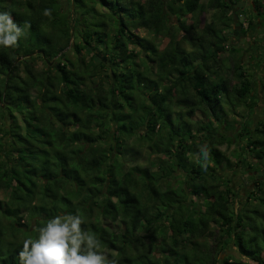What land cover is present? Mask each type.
<instances>
[{"label": "trees", "instance_id": "1", "mask_svg": "<svg viewBox=\"0 0 264 264\" xmlns=\"http://www.w3.org/2000/svg\"><path fill=\"white\" fill-rule=\"evenodd\" d=\"M72 3L0 0L25 33L0 46V264H20L23 241L64 214L84 217L117 264H246L225 254L230 243L264 264V111L257 123L255 105L242 115L235 161L218 148L236 139L225 107L248 106L253 92L241 64L223 59L238 50L232 23L246 33L237 0ZM254 7L257 31L263 0ZM35 54L60 59L37 70ZM231 169L251 181L245 200Z\"/></svg>", "mask_w": 264, "mask_h": 264}, {"label": "rangeland", "instance_id": "2", "mask_svg": "<svg viewBox=\"0 0 264 264\" xmlns=\"http://www.w3.org/2000/svg\"><path fill=\"white\" fill-rule=\"evenodd\" d=\"M60 3H62V5L64 6L65 9H67L68 11H70V8L72 7V2L73 0H59ZM84 1H88V0H84ZM173 0H168V2H172ZM205 5L207 3L208 0H201ZM253 0H237V4L234 7V11H242V15L240 16V21L243 22V28L245 29L246 33H242V26L239 25V21H235L232 23V27L234 28V31L227 33L230 36V43L233 47L237 48V52L236 53H230L229 51H227L225 54H223V59L227 61L228 65H232L233 63H240L241 66L243 67V69L246 71L247 74H249L251 77V79H253V89H252V94H251V99L249 100L250 102L245 106V104L243 105L244 107H240L237 110L235 109H231L229 108V106L225 107V110H227V119L231 122H233L234 126L237 127V129H235V132H231L230 135H233V138H236L237 135V130H240L241 128V122L244 120V118L242 117V115H246V113H248V107L250 108L252 105H255L254 109H255V114H254V118L255 121L257 123L258 120L262 119V111H264V87L262 88L261 86V79L264 80V22H263V27L261 26V24H258L257 27V31H255L256 28V24L252 25L251 28L248 27V17L251 15V11L252 9H255L254 7V3H252ZM264 2V0H263ZM251 3V4H250ZM75 4V3H74ZM256 4L260 5V0H256ZM215 10H207L206 12H204L201 15V20L202 23H204L205 21H207V23L212 22L213 20V13ZM200 15V14H196L195 18ZM74 16V15H73ZM172 21L176 22V18L172 15L171 16ZM247 18V19H246ZM186 20L188 19L187 23L191 24L193 22V17H191V15H188L186 18ZM262 20L264 21L263 17ZM259 23V22H258ZM204 25H201V28ZM135 32L142 36L145 37L147 35V31L144 29H137L135 30ZM167 42V39H165L162 43V46L165 45V43ZM157 44H160V40L156 41ZM71 44H74L73 38L71 39ZM132 46V45H131ZM60 54L55 56L52 55L51 58L49 59V64H47V60L44 59L42 56H39L37 54H35L34 59L32 60V62L34 63L33 65L36 67L37 70H45L47 69L49 66L52 65H57V62L60 59ZM68 60H73L76 61L77 56L70 53L67 57ZM88 58V56H87ZM23 59L22 57L20 58V60ZM139 60V58H138ZM86 73L95 75L96 74V70L92 67H89L88 70H86ZM96 77L93 78L94 80H97L98 76H93ZM236 78H233L232 83H234V80ZM231 83V84H232ZM88 84H91V82H88ZM95 84V83H92ZM105 90L108 89V85H105L104 87ZM202 118L200 114H196L195 119H200ZM205 121V120H204ZM8 122V126H9ZM236 139H234V142L228 146V143H223L220 144L218 146L219 149L221 150H225L226 151V155L231 156V160L235 161V156L233 155V150H235L236 148ZM107 144V143H106ZM144 152H147L145 149H143ZM159 158L160 155H153L152 158ZM162 158H165L164 156H162ZM8 160H12L11 157L8 158ZM224 164L223 167L221 169L224 168ZM225 174H227L232 180H233V184L234 186L239 190V194L241 196L240 200H245L250 188L247 186L248 184L251 183L250 179L247 178L245 175L242 174L241 171L239 170H229L227 172H224ZM216 186H219L218 184H216ZM222 188L224 187V185H220ZM219 186V187H220ZM220 187V188H221ZM0 197L1 198H5V193L3 191L0 192ZM239 201V198H238ZM258 206V204H256V202H252V204H250V207H255ZM9 230V229H8ZM215 237L213 238H208V240L206 242L209 243V245L211 246L212 249L216 248L217 246L219 247L221 245V243H219ZM216 245V246H215ZM225 254H234L236 255V257H238L239 259L243 260V262H245L246 264H256V262H253L252 260H248L245 256H240L239 250L237 247L234 246L233 243H230L227 248L225 249ZM225 256V255H222Z\"/></svg>", "mask_w": 264, "mask_h": 264}, {"label": "clouds", "instance_id": "3", "mask_svg": "<svg viewBox=\"0 0 264 264\" xmlns=\"http://www.w3.org/2000/svg\"><path fill=\"white\" fill-rule=\"evenodd\" d=\"M44 15L51 17V10ZM24 30L14 22L9 12H0V46L18 47ZM209 149H201L203 167H207ZM85 218L79 214L56 215L45 225L35 228V239H25L19 252L20 264H117L102 250L95 233L82 227Z\"/></svg>", "mask_w": 264, "mask_h": 264}, {"label": "flooded vegetation", "instance_id": "4", "mask_svg": "<svg viewBox=\"0 0 264 264\" xmlns=\"http://www.w3.org/2000/svg\"><path fill=\"white\" fill-rule=\"evenodd\" d=\"M252 3H254V0L252 1ZM251 4V3H250ZM256 11V9H254V12Z\"/></svg>", "mask_w": 264, "mask_h": 264}]
</instances>
